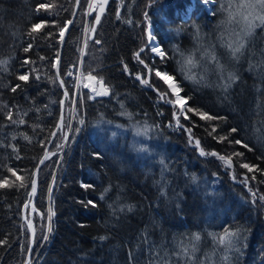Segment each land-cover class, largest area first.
I'll return each mask as SVG.
<instances>
[{"label": "trees", "instance_id": "trees-1", "mask_svg": "<svg viewBox=\"0 0 264 264\" xmlns=\"http://www.w3.org/2000/svg\"><path fill=\"white\" fill-rule=\"evenodd\" d=\"M120 1L108 0L99 22L92 14L84 24L88 0H80L65 40L59 73L69 90L66 119L39 172L31 264H264V23L233 56L228 45L243 36L237 6L245 0H216L211 17L201 0H157L148 8L150 0ZM75 2L0 0V181L11 185L0 188V264H22L27 254L22 206L58 118L53 65ZM41 3L54 7L37 12ZM147 20L163 59L147 48ZM78 54L81 70L109 94L90 99L83 92L58 154ZM158 70L187 99L179 122L188 131L167 126L177 125V107L159 100L166 90ZM147 71L143 85L129 75L145 80ZM220 156L231 157L232 167ZM8 169L23 177V187ZM226 232L239 233L231 247L219 243Z\"/></svg>", "mask_w": 264, "mask_h": 264}, {"label": "snow or ice", "instance_id": "snow-or-ice-1", "mask_svg": "<svg viewBox=\"0 0 264 264\" xmlns=\"http://www.w3.org/2000/svg\"><path fill=\"white\" fill-rule=\"evenodd\" d=\"M201 2L203 4H207V3H209V0H201ZM51 7H54V5L47 4V3H41L38 5L36 11L37 12H39L40 10L47 11ZM237 7H238V9L244 10V11H241L239 13V15H240L241 20L246 25V28L243 31V36L238 37V41L235 44V46H233V44H231V43L228 45V47L232 50L233 56H235L237 53L242 52V50L245 47L244 37L251 34V31L253 30V28L257 26L256 22L259 21L261 23H264V0H245L244 3L238 5ZM102 10H103V8L101 6V11ZM145 16L147 17V13L145 14ZM230 18H232L231 14H230ZM99 19H100L99 16H97L96 21L99 22ZM68 23H71V21H68ZM42 27H43L42 23L33 24L30 34L38 31ZM62 35H63V28H61V36ZM148 37H149V41H151L153 39L152 33L150 30L148 32ZM97 43H99V41H97ZM30 47H31V45H29L28 48H25L24 50L28 51ZM152 51L158 53L162 59L166 57V53L164 51H162L159 46L153 47ZM26 63H27V61H26ZM189 63H191V61H189ZM155 74H156V76L160 77L166 84L169 85V87L172 89V92L175 93L177 96V102L180 103L181 107L183 108V99L179 96V92L181 91V89L179 87H177L174 83H170V81L173 80V77L169 76L166 73H162L160 71H156ZM189 78H192V77H189ZM19 79L22 81H26L28 79V76L26 74L20 75ZM89 79H95V77L90 76ZM229 79H232V77L230 76ZM141 82L147 83L146 80H142ZM12 90L15 91L16 89L13 88ZM103 94H106V90H105V93H103ZM65 95H67V92L65 93ZM188 111H193V110L191 108H189ZM199 114L201 115L202 119H214V117L208 116L207 113H199ZM7 118L9 120H12L11 113L8 114ZM12 122L15 123L16 121H12ZM19 123H24V121L20 120ZM81 123H83V121H81ZM213 131H215V129H213ZM237 131L238 130L235 128L231 129V132H237ZM53 135H54V133H53ZM25 139H28V137L25 136ZM225 139H226V137H225ZM196 143H197V145H199V141H197ZM234 143L241 144V141L235 140ZM244 146L247 147L246 144ZM204 154L205 153L203 152V150H201V155H204ZM211 155H217V153H211ZM237 155H242V154H237ZM46 158H47V153L45 154V159ZM219 158L221 160H225L226 163H228V165L231 166V164H230L231 157H228L226 159L225 157L220 156ZM40 163L41 164L44 163V159H41ZM242 167L248 168L249 171L253 170L252 166H249L248 164H243ZM8 171L12 174V176H14L16 178V180L21 181L20 186L23 187L24 186L23 177L17 175V173L12 169H8ZM9 186H11V185L9 184V180L7 177H5L2 181H0V188L9 187ZM31 186H32V193L34 194L36 191V181L35 180L31 181ZM255 195H256V193H253L254 197H255ZM260 199L264 200V196H261ZM89 203H91V202H89ZM93 206H95V205H93ZM25 207H27V204L25 205ZM49 231H51V228H49ZM238 237H239V233L226 232L225 236H221L219 238V243L220 244L227 243V246L231 247V246H233L235 240L238 239ZM45 239H46V237H45ZM101 239H104V237H101ZM195 239L199 240L200 237L196 236ZM3 243H6V241H0V244H3ZM29 251H31V250L29 249ZM185 254H187V250H185ZM28 264H31V262L29 261Z\"/></svg>", "mask_w": 264, "mask_h": 264}, {"label": "rangeland", "instance_id": "rangeland-1", "mask_svg": "<svg viewBox=\"0 0 264 264\" xmlns=\"http://www.w3.org/2000/svg\"><path fill=\"white\" fill-rule=\"evenodd\" d=\"M88 1H91L92 3H93V5L95 6V2H94V0L92 1V0H88ZM192 1V0H191ZM193 4H194V1H193V3L191 4L192 6H193ZM211 4H215V1L214 0H211V1H209V3L208 4H203L202 2H201V6H202V10H203V12L205 13V14H207V15H209L208 13L209 12H211L212 11V5ZM208 6V7H207ZM211 6V7H210ZM190 7V6H189ZM187 8V9H190V8ZM100 9L99 10H97V15H99L102 11H101V7H99ZM102 8L104 9V6H102ZM187 11V10H186ZM208 11V12H207ZM85 14H86V18H85V24H86V21L88 22V3H87V8H86V11H85ZM188 14V15H187ZM184 16L185 17H189L190 16V13H188V11L186 12V14H184ZM70 19V18H69ZM68 19V20H69ZM67 20V21H68ZM145 20H146V18H145ZM66 21V22H67ZM65 22V23H66ZM74 24V23H73ZM257 26L258 25H261L262 23L261 22H259V21H257ZM65 25V24H64ZM148 25L150 26V27H152L151 26V23L149 22V21H146V26L147 27H145V32L146 31H148L149 29H150V27H148ZM73 26V25H72ZM256 26V27H257ZM64 27V26H63ZM245 28H246V25L244 24V30H245ZM255 28V27H254ZM253 28V29H254ZM154 43H156V45H158L159 46V44H158V41H157V39H156V37L154 38ZM60 42V41H59ZM147 42H149L148 41V39H147ZM155 45V47H157ZM147 48H148V45H147ZM161 48V47H160ZM149 50L151 51V53H152V50H151V46L149 47ZM161 50H162V48H161ZM163 51V50H162ZM153 55H155L154 53H152ZM156 57H158V58H161L160 56H159V54L158 53H156V55H155ZM81 61H82V57L79 59V61H78V63L73 67V68H71V70L69 71V79H68V86L71 88V92L73 93L72 95H71V98H70V108H69V112H68V119H69V122H68V125H67V127H66V129H65V134H64V137L61 139V140H59L58 141V143L56 144V151H57V153H60V154H62L63 152H64V150H65V148H66V146H67V142H68V138H69V136L71 135V132H72V126H73V122L75 121V116H76V113H77V110H76V108H74V106H76V104L80 101V100H82V97H83V92L85 91H87V93H88V90H89V82H90V79H89V77L90 76H88V73H86L85 75H87L86 77H83V75H81L80 73H78L79 71H81ZM53 71H54V69H53ZM159 71V70H158ZM75 72V73H74ZM160 72H162V71H160ZM74 75H73V74ZM78 73V74H77ZM162 73H166V74H168L169 76H171V77H173L171 74H169V73H167V72H165V71H163ZM25 74L28 76V72H27V70H25ZM61 76V75H60ZM82 76V77H81ZM63 79V78H62ZM86 80V81H85ZM94 80V79H93ZM138 81V80H137ZM142 80L140 79V83L142 84V82H141ZM147 81V80H146ZM161 81L163 82V84H164V87H165V90L167 91H164V93H166V95H164L163 96V94L162 93H160V92H157L158 94H159V100H161L162 102H166V103H168L169 101L172 103V104H174V105H176V107H177V109L176 110H174V113H173V122L174 123H177V125L176 124H167V126H168V128H169V126H174L175 128H181V129H184V130H187L188 131V129H187V127L186 126H184L183 125V123L181 122H179V117L180 116H184L185 118H186V114H185V112L187 111V105H186V103H187V99L185 98V97H183L181 94H180V97L183 99V108L181 107V104L180 103H175V102H177V97H174L175 96V93H173L172 92V90L169 88V85L168 84H166L162 79H161ZM94 82L95 83H97L95 80H94ZM148 82V81H147ZM172 83H174L177 87H178V85L176 84V82H175V79L173 78V80H172ZM70 84V85H69ZM98 84V83H97ZM144 84V83H143ZM142 84V85H143ZM72 85V86H71ZM73 85H74V87H73ZM168 86V87H167ZM94 87H95V85H94ZM169 88V89H168ZM88 89V90H87ZM95 89H97V87H95ZM98 89H100V90H104V89H106V87H104V85H101V86H99L98 87ZM68 90V89H67ZM102 92H104V91H102ZM102 92H97L96 94H92L93 96H95V97H102ZM61 93H62V91H61ZM86 93V94H87ZM77 94V95H76ZM89 94V93H88ZM93 96H91L90 98L92 99V98H94ZM61 97V96H60ZM73 97V98H72ZM68 98H69V92H68ZM67 98V99H68ZM76 101V102H75ZM156 102V101H155ZM68 110V109H67ZM74 110V111H73ZM65 113H66V108H65ZM58 114H59V110H58ZM160 115H162V114H160ZM64 118H65V116H64ZM73 119H74V121H73ZM71 120V121H70ZM57 121V120H56ZM56 123V122H55ZM55 126V125H54ZM69 127V128H68ZM54 128V127H53ZM68 129V130H67ZM53 130V129H52ZM62 130V128L60 129V130H58V132L57 133H59L60 131ZM52 132V131H51ZM51 135V134H50ZM56 136H57V134H56ZM55 136V137H56ZM55 139V138H54ZM61 141V142H60ZM197 142V140L194 142L195 144H197L196 143ZM63 143V144H62ZM52 145V144H51ZM58 146H59V148H58ZM61 146V147H60ZM44 151V150H43ZM61 151V152H60ZM199 154H201V152H198ZM43 154V153H42ZM49 156H51L52 154H53V152H50V150H49ZM41 157V156H40ZM45 162V161H44ZM222 162V164H223V166H225V167H228L229 165H228V163H226V161H221ZM43 165V164H42ZM36 166V165H35ZM230 168L232 167V166H229ZM34 169H35V167H34ZM39 172H40V170H39ZM33 177V176H32ZM31 181H32V179H31ZM30 185H31V183H30ZM245 189H246V187H245ZM29 190H30V188H29ZM48 193H49V190H48ZM28 194H29V191H28V193H27V197H26V200H25V202L23 203V206H22V216H23V220L26 222V224H27V219H28V214H27V209H28V206L27 207H25V205L27 204L28 205V201H27V199H28ZM89 202H91V201H89ZM35 230H36V228H35ZM30 232V231H29ZM29 240H30V238H29ZM35 240V239H34ZM33 245H34V243H33ZM29 246V245H28ZM32 250H33V248H32ZM32 250H31V253H32ZM25 259V258H24ZM30 259H31V254H30ZM24 261V260H23ZM29 261H31V260H29Z\"/></svg>", "mask_w": 264, "mask_h": 264}, {"label": "water", "instance_id": "water-1", "mask_svg": "<svg viewBox=\"0 0 264 264\" xmlns=\"http://www.w3.org/2000/svg\"><path fill=\"white\" fill-rule=\"evenodd\" d=\"M79 4H80V0H76L75 6L73 8V13H72L70 19L68 20V21H71V23H68V21H67L63 27V35L61 36V33H60L59 49H58V54H57V57H56L55 63H54V74H55V77H56L60 87H61V91H62L61 97L59 100V115H58L57 121L55 123V126L51 132L49 140H48V142L44 148L43 154L39 158V160L35 166V169L33 171L32 180L36 181V191L33 194L32 193V186L30 185V190H29L28 199H27V201H28V205H27L28 206V209H27V214H28L27 226H28L29 231H30V240H29V246H28L27 254H26L25 259L22 262V264H28V262L30 260V254H31V251H29V249L32 250L34 239H35L36 230H35V223H34L33 216H34V212L36 211L35 198L37 196L38 188H39V170L43 164V163L42 164L40 163V160L44 159V161H45L48 158V156L50 155L49 150H50L51 144H52L58 130H60L62 128L63 121H64L65 103H66V100L68 98V90H67V87L65 85L64 80L60 76L59 65L61 62L64 43H65V40L67 38L69 31L72 28V25L76 19V16H77V13L79 10ZM66 92H67V95H65ZM53 133H54V135H53ZM46 153H47V158L45 159ZM230 164L232 166V161H230Z\"/></svg>", "mask_w": 264, "mask_h": 264}, {"label": "bare ground", "instance_id": "bare-ground-1", "mask_svg": "<svg viewBox=\"0 0 264 264\" xmlns=\"http://www.w3.org/2000/svg\"><path fill=\"white\" fill-rule=\"evenodd\" d=\"M93 1V0H92ZM118 1H120V0H118ZM159 1V0H158ZM209 1H211V0H209ZM214 1H216V0H214ZM86 2V1H85ZM121 2V1H120ZM157 2V0H150V2L147 4V8L148 7H151L152 5H155V3ZM76 3V2H75ZM88 3V9H89V13H88V16H91L92 14H94L95 16V18L93 19V22H96V17L97 16H99L100 17V15L103 13V11L99 14V15H97L96 13H97V10H99L100 8L98 7V6H94L93 5V3L91 2V1H88L87 2ZM87 3H86V5H87ZM188 3V2H187ZM195 4V3H194ZM208 4V3H207ZM80 5V4H79ZM188 5V4H187ZM187 5H186V7H187ZM200 5V4H199ZM212 5V4H211ZM75 6V5H74ZM192 6V5H191ZM195 6V5H194ZM185 7V8H186ZM201 7V6H200ZM208 7V6H207ZM211 7V6H210ZM85 8H87L86 6H85ZM84 8V9H85ZM190 8V7H189ZM189 9H187V11H188ZM186 11V12H187ZM84 12V11H83ZM203 12V11H202ZM205 12V11H204ZM208 12V11H207ZM73 13V12H72ZM147 13V10H145V13H144V15ZM186 14V13H185ZM209 15H210V12L208 13ZM182 15H184L183 13H182ZM188 15V14H187ZM190 15H191V13H190ZM71 16V15H70ZM84 16H85V14H84ZM83 16V17H84ZM93 16V15H92ZM212 15H210V17H211ZM77 17V16H76ZM145 18H146V16H145ZM145 20V19H144ZM148 21V20H147ZM82 22H84V19H83V21ZM89 22V21H88ZM41 23V22H40ZM91 23V22H90ZM218 23V22H217ZM37 24V23H36ZM85 24V23H84ZM93 24V23H92ZM89 25V24H88ZM144 25H145V23H144ZM221 25V24H220ZM147 27V26H146ZM214 27H215V25H214ZM82 28V27H81ZM84 28V27H83ZM94 28V27H93ZM214 29V28H213ZM61 30V29H60ZM59 30V31H60ZM83 30V29H82ZM91 30V29H90ZM215 30V29H214ZM151 31H152V29H151ZM83 33V32H82ZM153 33V32H152ZM89 34V33H88ZM86 36H87V33H86ZM89 37V36H88ZM152 37H153V39L155 38V36H154V34H152ZM59 38V37H58ZM80 39H81V37H80ZM153 39L151 40V41H149V42H147V44L146 45H148V50H149V47L151 46V50H152V48L153 47H155V45H156V43H154V41H153ZM59 42V41H58ZM66 42V41H65ZM85 42V41H84ZM83 43V42H82ZM80 45V44H79ZM82 45V44H81ZM156 46H158V45H156ZM82 47H83V45H82ZM145 47V46H144ZM143 47V48H144ZM159 47H160V45H159ZM81 48V47H80ZM79 48V49H80ZM58 51V50H57ZM142 52V51H141ZM150 52V51H149ZM79 53V52H78ZM152 53H154L155 55H156V52H153L152 51ZM79 55V54H78ZM80 56V55H79ZM78 56V57H79ZM57 57V56H56ZM81 57V56H80ZM138 57V56H137ZM56 59V58H55ZM80 59V58H79ZM54 63H55V61H54ZM75 66V65H74ZM59 67H60V65H59ZM53 68H54V65H53ZM75 73V72H74ZM73 74V73H72ZM74 75V74H73ZM149 75H150V72L149 71H147V76L149 77ZM133 76H135V74L133 75ZM82 77V76H81ZM158 77V76H157ZM160 80H161V78L160 77H158ZM56 79V78H55ZM86 81V80H85ZM170 83H172V81H170ZM70 85V84H69ZM72 86V85H71ZM93 85L89 82V87H92ZM73 87H74V85H73ZM168 87V86H167ZM70 88V87H69ZM170 88V87H169ZM168 88V89H169ZM171 89V88H170ZM103 90V89H102ZM172 90V89H171ZM69 91V90H68ZM87 92V91H86ZM73 93H71V95H72ZM77 95V94H76ZM73 96V95H72ZM179 96H180V92H179ZM101 97V96H100ZM174 97H177L176 96V94H175V96ZM73 98V97H72ZM90 98V97H89ZM83 99V98H82ZM85 99V98H84ZM83 99V100H84ZM91 99V98H90ZM177 100V99H176ZM94 101V100H93ZM76 102V101H75ZM80 103V102H79ZM178 103V102H177ZM81 105V104H80ZM167 105V104H166ZM83 106V105H82ZM74 111V110H73ZM69 112V111H68ZM67 112V113H68ZM59 115V114H58ZM81 118V117H80ZM66 119V118H65ZM78 119V118H77ZM66 121V120H65ZM71 121V120H70ZM73 121H74V119H73ZM82 121V120H81ZM68 122H69V119H68ZM76 123V122H75ZM74 124V123H73ZM73 127V126H72ZM79 127V126H78ZM65 128V127H64ZM69 128V127H68ZM68 130V129H67ZM176 131V130H175ZM178 131V130H177ZM72 133V132H71ZM171 133V132H170ZM175 134V133H174ZM58 136V135H57ZM63 136V135H62ZM60 138H61V136H60ZM193 138V137H192ZM62 139V138H61ZM57 140V139H56ZM60 140V139H59ZM59 140H57V142L59 141ZM53 142H54V140H53ZM195 142V141H194ZM55 143V142H54ZM53 143V144H54ZM193 143V142H192ZM63 144V143H62ZM61 147V146H60ZM58 148H59V146H58ZM61 152V151H60ZM58 154H60V153H58ZM64 156V155H63ZM227 169V168H226ZM228 169H230V168H228ZM232 173V172H231ZM244 183V182H243ZM247 190V189H246ZM38 194V193H37Z\"/></svg>", "mask_w": 264, "mask_h": 264}, {"label": "built area", "instance_id": "built-area-1", "mask_svg": "<svg viewBox=\"0 0 264 264\" xmlns=\"http://www.w3.org/2000/svg\"><path fill=\"white\" fill-rule=\"evenodd\" d=\"M95 2V1H94Z\"/></svg>", "mask_w": 264, "mask_h": 264}]
</instances>
